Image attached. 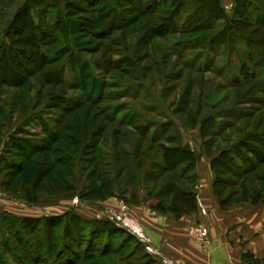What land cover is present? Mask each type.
I'll return each instance as SVG.
<instances>
[{
  "label": "rangeland",
  "instance_id": "obj_1",
  "mask_svg": "<svg viewBox=\"0 0 264 264\" xmlns=\"http://www.w3.org/2000/svg\"><path fill=\"white\" fill-rule=\"evenodd\" d=\"M191 1L0 0V67L4 66L0 69V192L3 200L11 202V206H0V264H141L147 260V253L151 254L148 248L152 249L148 240L139 238L121 222L109 219L108 213H119L120 203H123L129 218L136 224L129 215L133 206L148 199L155 201L151 209L158 204V198L146 197L151 187L142 184L139 191L136 188L126 192L118 188L112 196L97 198L99 191L88 189V184L112 178L114 144L121 143L127 150L137 137L134 130L128 134L124 124L132 115L130 108L134 105L141 103L139 110L146 107L145 116L153 123L149 133L154 123H158L157 134L161 135L163 127L160 125L167 123L163 116L168 115V111L180 115L175 114V104L169 106L163 102L165 107H162L155 103L163 87L168 94L185 88L184 80L175 82L181 79L179 61L184 63L182 69L191 65H201V69L210 67V71L202 75L205 94L211 93V98L203 103L214 105L209 113L225 112L232 106L243 111L244 106H238L232 99V90L225 85L236 76L254 71L263 83V93L254 94L264 101V64L257 70L252 65L261 60L264 50L242 43L238 34V40L235 38L238 44L233 43L232 47L233 51L242 48L241 61L232 54L227 56L226 45L221 46L222 50L218 45H210L205 37H210L212 32L194 31L200 21ZM173 5L177 14L171 22L168 18L175 10ZM155 7V13L146 14ZM81 15L92 19L85 25L102 41L100 52L84 55L93 72L107 83L105 95L92 102L83 95L71 52H60L72 40L67 19ZM158 16L166 19L155 22ZM192 29L194 32H189ZM159 33L163 36H157ZM198 43H202L201 47ZM15 46L33 48L32 58L24 65L15 62L11 51ZM182 71L187 74L189 70ZM146 75L150 82L153 80L151 83L143 79ZM147 85L150 91L144 90ZM122 89L129 96L122 98L119 94ZM151 93L155 94L153 102L149 98ZM225 95L228 100L220 103ZM262 114L257 112L252 122ZM232 115L235 114L228 117ZM176 116L169 118L178 125ZM123 120L125 122L121 123ZM119 130L123 133L117 135ZM188 131L180 128L183 137ZM189 133L194 149L202 150L198 130ZM257 137L264 136L258 134ZM203 140L212 143L209 138ZM146 145L150 146L151 142ZM253 145L264 149L258 142ZM221 146L215 144L211 152L217 155V147ZM243 153L244 157L252 158L247 152ZM154 154L151 151L145 158L148 171L154 169L153 159H160ZM30 155L57 162L51 174L30 186L34 202L27 201L24 194L27 186L18 175L20 163ZM232 163L229 168L233 170L243 162L235 159ZM224 177H231L230 173L225 172ZM153 189L154 193L158 187ZM234 189L237 188L225 189L224 196ZM137 192L139 204L132 201ZM30 212L40 213V216L27 214ZM44 217L48 218L43 224ZM99 221L114 223L105 230L124 227L146 247L121 231L113 240L114 250L97 252L102 235L96 241V252L84 251L85 244L79 242L78 248V243L72 240L73 234L80 235V240L85 239L84 232Z\"/></svg>",
  "mask_w": 264,
  "mask_h": 264
},
{
  "label": "trees",
  "instance_id": "obj_2",
  "mask_svg": "<svg viewBox=\"0 0 264 264\" xmlns=\"http://www.w3.org/2000/svg\"><path fill=\"white\" fill-rule=\"evenodd\" d=\"M190 5L199 14L200 22L195 26L194 31L212 32V35L205 37V40L210 45H218L220 50L223 48L221 46L226 45L227 56L232 54V57L240 60L242 48L240 51H233L232 47L233 43L238 44L235 40V38L238 40L237 34L241 37L240 41L242 43L261 47L264 50V0H234L229 12L224 9L220 0H192ZM156 7L152 10L149 9L146 14L155 13ZM173 7L175 9V5ZM158 8H160V5H158ZM160 14L162 13L160 12ZM171 14V17L168 15L167 18L169 17L168 20L171 19L172 22L177 14L176 9ZM90 19L86 15L67 19L68 30L72 40L70 44L62 47L60 52H71L73 60L76 62L78 79L83 95L87 100L92 102L100 100L105 95L107 83L99 75H96L97 73L93 72L91 65H89L84 57L88 53L100 52L102 47L101 39L96 37V34L85 25L86 21ZM164 19L166 17L158 16L155 22ZM194 31L192 29L189 32ZM86 36L90 38H86ZM157 36L162 37L163 33H159ZM194 40L198 41L196 38ZM198 44L201 47L202 43ZM202 46V48H205V45ZM11 51L18 65H24L33 56V48L31 46L27 48L15 46ZM260 59L258 63L252 64L254 70L263 66L264 56L260 57ZM182 65L184 63L179 61L181 79H176L175 82L184 80L186 84L185 88L180 89L178 93L175 90L168 94V90L163 87L159 91L155 102L162 107H165L164 103L169 106L175 104L174 107L177 110L175 114L180 115L176 116L168 110V115H161L167 118V123L160 125L163 127V131L159 135L156 128L158 123H154L156 125L153 126V131L149 133L150 126L153 123L145 116L147 112L145 106L142 107V110H139L141 103H138L130 108L132 115L126 123H124V120L121 123L127 126L125 131L128 134L131 133V130H134L137 137L130 143L131 146L127 150L122 147L121 143L117 146L114 144V151H111L112 178L106 179L101 174V177L105 179L99 183L91 182V184H88V189L99 191L100 195L95 196L97 198H104L105 196H112L117 193L118 188H124V192L128 189L136 190V188L139 191V186L143 184V186H150L152 189V191L147 193V198L152 196L158 198V204L153 207L154 210L161 213H172L176 217L182 216L185 213H192L197 208L196 194L194 192V187L197 184L196 167L200 160V152L204 151L210 158V167L215 173L213 187L222 209L225 210L232 204L243 201H250L253 204H264V149L253 145V142H258V144L260 143L264 146V137H257L258 134L264 136V101H260L261 99L254 94L257 92L263 93V87H261L263 85L262 79L254 71L245 73L242 77L236 76L225 85L232 90V99L236 100L238 106H244L245 109L243 111L241 109L236 110L232 106L225 112L209 113L208 110L214 108V105L210 106L203 103V101H208L207 98H211V93L208 91V94H205V80L202 78V75L208 73L210 67L201 69V65H191L185 67L189 70L186 74L185 71L184 73L182 71L186 70L182 69ZM2 68L4 69V66L0 67V69ZM2 74L4 75L5 73ZM143 79L147 80L148 83L153 81L151 80L150 82L147 75ZM144 90L150 91L149 85ZM119 94H121L122 98L129 96L125 89H122ZM227 97L225 95L219 102L224 103L228 100ZM149 98L153 102L155 94L151 93ZM258 101H260L258 107H255ZM257 112L263 114L259 116L258 120L252 122ZM228 114L235 115L228 117ZM170 115L177 117L179 120L178 125L174 119L169 118ZM111 120L115 122V119ZM240 122H243V124L238 126L237 124ZM251 126H254L252 131L250 130ZM180 128L184 130L197 129L202 140V150L198 151L192 148L191 145L184 144ZM122 133L120 130L116 131L117 135ZM203 138H209L212 143H207ZM148 141L151 142V145H146L145 147L144 144ZM217 143L223 146L217 147L219 151L216 155L211 152V148ZM151 151H154L160 159H153L154 161L151 166L153 165L154 169L148 171L146 169L145 158L149 157L148 153ZM242 152H247L250 156L252 155V158L244 157V153L242 154ZM235 159L243 163L242 165L237 164L235 169L232 170L229 166L234 164L232 162ZM56 165L57 162L55 160L38 159L31 157V155L27 156L23 163H20L18 175L22 183L27 186L24 189L27 201L34 202L35 200L30 186L34 185L41 177L51 174L55 170ZM225 172L230 173L231 177H224ZM154 187H158V190L153 193ZM230 187L237 189L224 196L225 189ZM138 194L137 192L134 195L132 201L139 204ZM47 218H43V224ZM108 226H114V223L110 221L96 222L95 225L90 226L84 232L85 239L80 240V235L73 234L72 240L85 244L84 251L93 250V252H96V241L102 235V244L97 251L101 254L105 250L113 249L114 238L121 231H124L125 234L130 235L139 244L146 247L144 242L133 236L124 227V230H105V227L108 228ZM79 243L78 248L80 247ZM147 255V260L141 264H149L154 260V255L148 253ZM70 264L77 263L72 262Z\"/></svg>",
  "mask_w": 264,
  "mask_h": 264
},
{
  "label": "crops",
  "instance_id": "obj_3",
  "mask_svg": "<svg viewBox=\"0 0 264 264\" xmlns=\"http://www.w3.org/2000/svg\"><path fill=\"white\" fill-rule=\"evenodd\" d=\"M233 1L220 0L223 6ZM189 131L195 133L197 130ZM189 131L182 140L194 148L193 140L188 137ZM200 153L194 187L195 211L179 217L160 213L151 209L150 205L155 201L148 199L133 206L129 215L160 256L181 259L189 264H264V204L243 201L222 209L214 192L215 173L210 167V158L204 151ZM2 198L3 195L0 196V206H11V202ZM202 210L205 214L201 213ZM27 214L40 216L36 212ZM195 223H203L209 230L211 243L205 250L189 233L190 226ZM158 260L159 256L155 255L149 264H157Z\"/></svg>",
  "mask_w": 264,
  "mask_h": 264
},
{
  "label": "built area",
  "instance_id": "obj_4",
  "mask_svg": "<svg viewBox=\"0 0 264 264\" xmlns=\"http://www.w3.org/2000/svg\"><path fill=\"white\" fill-rule=\"evenodd\" d=\"M233 6L232 2H228L224 5V9L229 12ZM1 196V192H0ZM202 214H205V210L201 211ZM108 217L111 220H116L121 222L122 226L129 229L131 232L136 234L139 238L145 239L138 225L133 223L128 216L127 207L120 203L119 213H108ZM189 233L200 243L202 248L205 250L211 243L210 233L208 228L203 223H195L190 226ZM152 255L159 256L157 264H189L181 259H172L166 256H160L158 252L153 251L150 247L148 248Z\"/></svg>",
  "mask_w": 264,
  "mask_h": 264
}]
</instances>
